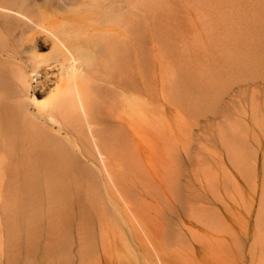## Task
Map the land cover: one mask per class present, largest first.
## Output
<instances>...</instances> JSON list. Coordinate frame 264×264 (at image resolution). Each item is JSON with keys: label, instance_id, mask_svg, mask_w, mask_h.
Listing matches in <instances>:
<instances>
[{"label": "rangeland", "instance_id": "rangeland-1", "mask_svg": "<svg viewBox=\"0 0 264 264\" xmlns=\"http://www.w3.org/2000/svg\"><path fill=\"white\" fill-rule=\"evenodd\" d=\"M0 4L31 19L0 9V57L13 46L19 51L29 89L23 97L12 99L25 102L23 116L46 127L47 135L37 124L32 128L28 120L20 125L19 116L14 118L18 132L6 128L14 136L4 130L12 152L6 162L8 152L0 148L4 155L0 152L4 159H0V264H264V235L260 233L264 223L261 227L255 224L258 216L264 218V204L260 209L264 191V0H0ZM64 31L76 40V46L95 56L87 83L97 94L91 97L98 96L99 102L88 103L90 113L97 106L91 122L96 121L95 129L115 146L114 153L106 154L117 180L110 182L113 188L96 162L81 157L99 180L84 182V194L74 190V201L82 199L79 194L87 200L79 201L80 206L74 202L75 209L66 192H60L63 185L54 181H49L51 187L45 185L39 163L31 160L28 172L27 157L24 168L13 162L21 161L17 152L23 158L24 145L25 151L33 148L40 154L51 151L56 141L76 152L82 148L76 131L42 115L62 82L61 66L45 82V100H32L38 72L73 57ZM80 53L74 57L79 69ZM7 85L8 93L20 91L13 82ZM75 109L81 113L77 102ZM80 115L77 126L88 134ZM1 121L0 126L6 127ZM7 163H13L12 169ZM30 164L41 174L30 172ZM44 166L48 173V165ZM15 169L27 181L17 177ZM28 175L42 182H28ZM7 178L26 184L10 183ZM219 184L225 187L230 223L219 215ZM57 188L69 199V214H65L69 204L63 198L64 210L60 202H54L58 214L48 210L53 204L45 195ZM71 216L75 218L70 220ZM83 218L89 223L82 222ZM73 238L75 242L70 241Z\"/></svg>", "mask_w": 264, "mask_h": 264}, {"label": "bare ground", "instance_id": "bare-ground-1", "mask_svg": "<svg viewBox=\"0 0 264 264\" xmlns=\"http://www.w3.org/2000/svg\"><path fill=\"white\" fill-rule=\"evenodd\" d=\"M118 2L120 1V0H117ZM0 9H3V10H7V11H9V12H15V13H17L18 15H21V16H23V17H25L26 19H29V20H31L28 16H26L25 14H23L22 12H20V11H18V10H14V9H12V8H10V7H8V6H4V5H1L0 4ZM11 22V21H10ZM55 37H56V35H55ZM58 40H60V38L58 37L57 38ZM64 39L69 43V49L68 50H70V52L72 53V55H73V57H72V59L71 58H69V59H67V60H64V62H62L61 64H58V63H56V64H54L52 67H48V68H45L41 73L40 72H38L39 74H38V79H37V84H36V86H35V91H34V96H33V101L34 102H37V101H41V100H45V96L46 95H44L43 94V91L45 90V82H46V80H47V78L48 77H54V76H56V70H58V69H56V67H58L59 68V66H61V73H62V82H61V84L60 85H58V87L56 88V91H54V93H52V95H51V99H50V101L45 105V109L46 108H48L49 110L47 111V110H44L43 111V117L44 118H46V120H50V121H54L55 123H60V124H66V126L68 127V128H70V129H72V130H74V131H76L78 134H79V137H78V143H79V146H81L82 148H80V152H76L75 150H72L71 148H68V147H64L63 148V145H60V143L58 144L57 143V141H56V143L55 144H57V145H55L54 143V147L51 149V151H49V149L48 150H46V151H44V152H41V154H40V152H39V150H38V153L37 152H35V151H37V150H33V148H31V149H27V151H28V154H27V151H25L26 150V146L24 147H20L22 150H23V152H21V154L23 153V158H21V156L20 155H18V152L16 153L17 155H15L17 158H18V160L20 159L21 161H13L14 163H15V165H17V166H15V167H18L19 168V166L21 165L22 166V168H24L23 167V165H24V162H25V158L27 157V159H28V161H26V164H27V167H26V169H27V171L29 172V168H28V165H29V163H31V160H32V162L34 161V162H37V163H39V168L38 169H40V168H43V171H41V172H43V175H44V178H43V181H44V183L47 181V182H49V181H54V184L56 183H58V185H63V188H62V186H61V188L62 189H64V190H61L60 192L62 193V194H64L65 192V195H66V197L68 198V197H70L69 199H72V198H75L74 197V190L75 189H78V191H75V192H80V191H82L81 189H82V184L84 183V182H88L89 183V181L91 180V181H96V182H98V180H99V178H98V176H96L91 170H90V168L88 167V165H86V163L85 162H83L82 161V158L81 157H83V159H84V157L85 158H87L88 160L91 158V160H92V162H96L97 164H98V170H99V172L103 175V178H105V181L108 183V185H111V183L113 182V181H115V179H114V176L112 175L113 173H111V169L109 168V159L106 157V154H108L109 152H110V154H112V153H114V143H113V145H112V143H110L108 140L110 139H105L104 137H102L101 136V134L99 133V131L97 130V129H95V125H96V121H94L95 122V124H94V122L92 123L91 121H93V120H95V118L93 117L96 113H95V111L96 110H94V108H96L97 106L95 105V107L93 108V111H91V113H90V109H89V102H96V100L97 99H99L98 98V96H96L97 98H95L94 100H93V98L91 97L92 96V93H93V91L91 90L92 88H91V86H90V84H88L87 83V79H88V76L90 75V73L91 72H93L92 71V69H93V66H94V63H95V56L93 55V53L90 51V50H87V49H85V47H81V46H76V44H77V42H76V40L75 39H72L71 37H69L67 34H65V31H64ZM137 39V38H136ZM61 41V40H60ZM62 42V41H61ZM63 43V42H62ZM148 46V45H147ZM102 48V47H101ZM130 48V47H129ZM147 49V48H146ZM131 50V49H130ZM141 50V49H140ZM77 52H81L80 53V59H82V62H81V67H80V69L79 68H77V66L75 65L76 64V59L74 58L75 57V53H77ZM143 52V51H142ZM130 53V52H129ZM148 53V52H147ZM131 54V53H130ZM133 54V53H132ZM141 54V53H140ZM139 54V55H140ZM142 55V54H141ZM146 55V54H145ZM132 56V55H131ZM149 56V55H148ZM19 60H21V59H19V51L17 50V48H15V46H13L11 49H8V51L6 52V54H5V57H0V90H2V91H0V93H3L2 95L4 96V100H2V96H1V98H0V104L2 105H4L5 104V107H3V105H2V109H1V106H0V110H2V111H0V114L2 115V117H1V115H0V120H3V121H1V122H4L5 123V125H6V127H4V126H0L1 127V129H0V134L2 135V131H4V130H6V128H7V126H9V129L10 130H12L13 132H18V130H17V127H16V123H15V117H18L19 116V119H20V125H22L23 124V126H24V122L26 123V121L28 120L30 123H32V121L33 120H31L29 117H27L26 116V119H25V116H23V112L25 111V107H26V104H25V102L23 101V100H14V99H12V98H20V97H23L24 95H25V93L28 91V89H29V84H28V77L25 75V73H24V69H23V66L21 65L22 63H20L19 62ZM127 60V59H126ZM68 61H69V64H68ZM104 61V60H103ZM144 63V62H143ZM101 65H102V63H101ZM131 69V68H130ZM116 75V74H115ZM121 75V74H120ZM133 80V79H132ZM11 82H13L14 83V85H16V86H18V87H20V91H19V88L16 90L17 91V93H13V92H7L6 91V89L8 88V85L7 84H10L11 85ZM4 90V91H3ZM95 93V92H94ZM94 93H93V95H94ZM6 94V95H5ZM96 94V93H95ZM97 95V94H96ZM12 96V97H11ZM98 101V100H97ZM8 102V103H7ZM11 102H17L15 105H13L14 103H10ZM76 102L80 105V110H81V115L80 114H78V112H77V109H75V107H76ZM99 102V101H98ZM9 104L11 105V106H9ZM98 104V103H97ZM90 106H92V104L90 105ZM4 109V110H3ZM5 109L7 110V113H6V111H5ZM10 111V112H9ZM2 112V113H1ZM95 113V114H93V113ZM5 113H6V115H5ZM10 113H12L13 114V116H11L12 114H10ZM20 113V114H19ZM90 114H92V117L94 118H92V120H91V116H90ZM8 115H9V117H8ZM21 115V116H20ZM80 115V117H81V119H82V122H84L85 124H86V127H87V130H88V134H86V133H81V131H80V129L78 128V126H77V121H78V116ZM97 115V114H96ZM95 115V116H96ZM4 116V117H3ZM6 116V117H5ZM24 117V119H23V122H22V119H21V117ZM8 117V118H7ZM12 118V119H11ZM28 118V119H27ZM97 118V117H96ZM9 119H11V120H9ZM101 119V118H100ZM104 119V118H103ZM10 121V123H9V121ZM13 120V121H12ZM25 120V121H24ZM6 122H8V123H6ZM3 123V124H4ZM22 123V124H21ZM1 124V123H0ZM13 126H12V125ZM35 124H37L38 126H41V127H39L38 128V130H40V131H42V134L44 135V137L46 136V138H47V135H45L46 134V132H45V129H46V127L44 128V126H42V125H40L39 123H37V122H33L32 124H30L31 125V127L32 128H36L37 126L35 125ZM12 126V127H11ZM22 126V127H23ZM36 126V127H35ZM65 126V127H66ZM4 127V128H3ZM11 127V128H10ZM21 127V126H20ZM27 127V126H26ZM25 127V128H26ZM44 128V129H43ZM13 129H16L15 131L13 130ZM42 129V130H41ZM2 130V131H1ZM37 130V129H36ZM7 131V130H6ZM39 131V132H40ZM8 132H9V135L11 134V135H13L14 133H11L9 130L7 131V134H8ZM15 132V133H16ZM45 132V133H44ZM6 133H5V131H4V133H3V136H1L0 135V148H1V146H2V148H1V151H3V153L5 154L6 152H8V153H6V155H5V157L6 156H8V157H6V162H7V159L9 158V153L10 152H12V150L10 151V146H8L7 144H9V145H11L12 143L10 142L11 141V139H10V141L9 140H7V141H9V143L8 142H6V138L8 139V136L5 138L4 137V135H5ZM82 134V135H81ZM14 136V135H13ZM12 136V137H13ZM3 137H4V139H3ZM10 138V137H9ZM3 140L5 141V142H3ZM47 141V140H46ZM50 141V140H49ZM49 141H47L48 143H49ZM13 142H16V141H13ZM45 143V145L46 144H48V143ZM6 143V144H5ZM11 143V144H10ZM117 143V142H116ZM3 144H5V145H3ZM14 144V143H13ZM16 145H17V143H15ZM14 144V145H15ZM19 144V143H18ZM7 145V146H6ZM22 144H21V142H20V146H21ZM44 145V144H43ZM49 145V144H48ZM117 145V144H116ZM57 146V147H56ZM112 146H114V147H112ZM6 147H8V148H6ZM15 147V146H14ZM13 147V148H14ZM17 147V146H16ZM15 147V148H16ZM13 148H11V149H13ZM18 148H19V146L17 147V149H16V151L18 150ZM19 148V149H20ZM24 148V149H23ZM113 148V149H112ZM3 149V150H2ZM20 149V150H21ZM112 149V150H111ZM7 150V151H6ZM42 150V149H41ZM0 151V152H1ZM32 151V152H31ZM31 152V153H30ZM2 153V152H1ZM0 153V154H1ZM3 153H2V155H3ZM26 153V154H25ZM81 153V154H80ZM8 154V155H7ZM15 154V153H14ZM13 154V155H14ZM31 154V155H30ZM35 154V155H34ZM2 155H0V156H2ZM34 155V156H33ZM4 156V155H3ZM25 156V157H24ZM31 156V158H29ZM12 157H14V156H12ZM20 157V158H19ZM34 157V159H32ZM3 158V157H2ZM1 157H0V159H2ZM12 160H15V157L14 158H11ZM2 160H4V159H2ZM10 160V159H9ZM17 160V159H16ZM30 160V161H29ZM5 161H2V162H4V166L6 165L5 163ZM85 161V160H84ZM223 161L225 162V163H227V158H226V156L225 155H223ZM264 161V160H263ZM17 162V163H16ZM23 162V163H22ZM33 162V163H34ZM9 163V162H8ZM7 163V164H8ZM3 164V163H2ZM1 164V165H2ZM10 165V169H12V165H13V163L12 164H8V166ZM42 165H43V167H42ZM44 165H48V168H49V170H48V173H45V168L47 167V166H44ZM4 166L2 167V168H4ZM20 166V167H21ZM25 166V165H24ZM7 167V166H6ZM30 172H32V171H35V172H33L34 173V175L36 174V172H39V173H37V175H40L41 174V172H40V170H38V169H36L35 167V165H33V164H30ZM32 167H34L35 169L33 170L32 169ZM45 167V168H44ZM262 167H264V165L262 166ZM18 168H16V169H18ZM22 168H21V171H22ZM15 169V170H16ZM47 169V168H46ZM32 170V171H31ZM36 170H38V171H36ZM47 171V170H46ZM14 172V171H13ZM13 172H11V175L13 174ZM16 172L18 173V174H16L17 175V177L18 176H20V174H19V171H17L16 170ZM53 174H52V173ZM22 174L23 175H21L20 177H22L25 181H27L26 180V177H25V175H24V173L22 172ZM263 174H264V168H263ZM3 175V174H2ZM15 175V174H14ZM29 175H31V174H29ZM28 175V177L30 178H27V179H29L28 180V182L31 180V177H33V176H29ZM36 175V176H37ZM9 175H7L6 177H8ZM112 176H113V180H112ZM4 177H5V175H4ZM15 178H16V176H14ZM19 177V178H20ZM38 177V176H37ZM37 177L36 178H34V179H32L33 180V183L35 182V183H38L39 182V180H37ZM263 177H264V175H263ZM2 178V177H1ZM9 179H13L12 177H8ZM7 178V179H8ZM8 179V181L10 182V183H13V182H16V181H18V182H16V183H20V185L22 186V185H24V181L21 179V180H17V179H15V181H12V180H9ZM36 179V180H35ZM225 179V178H224ZM223 179V180H224ZM231 178H229V186L228 187H230V191L228 192V193H230V206H231V208L233 209V200H232V183H231V180H230ZM255 179V178H254ZM32 180H31V182H32ZM262 180H264V178H262ZM19 181H21V182H19ZM23 181V182H22ZM38 181V182H37ZM117 181V180H116ZM115 181V182H116ZM30 182V183H31ZM40 182H42L41 180H40ZM40 182H39V184H40ZM45 183V185L47 184H50L48 187H51L52 185H51V183L52 182H49V183ZM111 182V183H110ZM22 183V184H21ZM34 183V184H35ZM227 183H228V180H227ZM26 184V183H25ZM29 184V183H28ZM39 184H37L38 186H40ZM115 184V183H114ZM113 184V185H114ZM31 185V184H30ZM65 185H67V186H70V187H72V188H66V186ZM34 186V185H33ZM36 186V185H35ZM37 186V187H38ZM41 186H43V185H41ZM65 186V187H64ZM112 186V185H111ZM120 186V185H119ZM219 187V195H217V196H219L218 197V199H217V201H219V203H218V211H219V215H220V218L222 219V221H225V222H231V219H230V217H227V212H225V205H226V197H225V187H223V185L222 186H220V184L218 185ZM227 186V185H226ZM36 187V188H37ZM47 187V188H48ZM116 187H118V185L116 186ZM182 187H183V183H182ZM187 187V186H186ZM236 187V186H235ZM38 188H40V187H38ZM58 188H60L59 186H58ZM58 188H57V190L55 191V190H50V192H49V194L48 195H45L46 197L48 196V198L49 199H51V204H53V205H51V204H49V205H51L52 207H54L56 204L58 205V204H60L61 203V199L63 198L64 200H65V198L66 197H62L61 195V193L60 192H57V191H59L58 190ZM84 188V187H83ZM112 188H113V186H112ZM227 188V187H226ZM65 189H67V190H65ZM227 189H229V188H227ZM264 189V188H263ZM35 190V189H34ZM36 190H38V189H36ZM41 190H42V188H41ZM72 192H71V191ZM114 190V189H113ZM218 190V189H217ZM39 191V190H38ZM51 191L53 192V194L55 193V194H57V196H56V199L54 200V201H52V199H53V196L55 195H52V193H51ZM68 191H69V193H68ZM84 191V190H83ZM82 191V192H83ZM124 191V190H123ZM263 191V190H262ZM40 192V191H39ZM43 192V191H42ZM119 192V191H118ZM117 192V193H118ZM34 193V192H33ZM46 193V192H45ZM60 193V196H58V194ZM67 193H68V196H67ZM78 193H76V195L78 194ZM121 193V192H120ZM35 195H36V191H35V193H34ZM38 194V193H37ZM83 194H84V192H83ZM83 194H79V197L82 195V199H80L79 201H84L85 200V198H83ZM262 195H263V197L261 198V202H263V203H261L260 202V205L262 204H264V191H263V193H261ZM34 195V196H35ZM43 195V194H42ZM41 195V196H42ZM121 195V194H120ZM123 195V194H122ZM126 195V194H125ZM229 196V194H226V196ZM33 195H31V197H32ZM38 196V195H37ZM78 196V195H77ZM87 196V195H86ZM119 196V195H118ZM36 197V196H35ZM52 197V198H51ZM58 197H60L59 199H57ZM121 197H123V199L125 200V202H126V199L124 198V196H121ZM33 198V197H32ZM37 198V197H36ZM48 198H46V199H48ZM81 198V197H80ZM41 199V198H40ZM40 199H39V201H40ZM62 199V200H63ZM69 199H66L65 201V204L66 203H68V200ZM78 197H77V201H74L73 199H72V201H73V204H72V206H73V209H75V205H74V202H76V204L77 203H80L81 204V202H79L78 201ZM84 199V200H83ZM228 199V198H227ZM58 202H57V201ZM64 200H63V202H64ZM44 201V200H43ZM42 201V202H43ZM47 201V202H48ZM85 201H87V200H85ZM41 202V201H40ZM56 204H55V203ZM60 202V203H59ZM71 202V201H70ZM217 203V202H216ZM48 204V203H47ZM69 204V203H68ZM68 204H66V205H68ZM39 205V204H38ZM63 204L61 203L60 204V207L62 206ZM65 205V206H66ZM70 205L71 204H69V206H67L68 207V209L70 208ZM78 205V204H77ZM186 205V204H185ZM261 205V211H263L264 209L262 208L263 206ZM51 206H49V211L51 212L52 211V213H53V211H54V209L56 210L57 208L56 207H54L53 209H52V207ZM65 206H63V207H65ZM78 206H80V205H78ZM60 207H59V209H60ZM66 207V208H67ZM42 208H44V207H39V210H41V211H43L42 210ZM62 208V207H61ZM87 208V207H86ZM85 208V206H84V208H82V209H85V210H87ZM229 208V207H228ZM231 208H230V210H231ZM51 209V210H50ZM67 209V210H68ZM78 209V208H77ZM81 208H79L78 210H81V211H83ZM183 209V208H182ZM263 209V210H262ZM62 210H64L63 208H62ZM61 210V211H62ZM66 210V209H65ZM66 210V211H67ZM70 210H72V209H69L68 210V213H65V214H69V211ZM234 210V209H233ZM232 210V211H233ZM60 211V210H59ZM60 211V212H61ZM80 211V212H81ZM183 211V210H182ZM227 211V210H226ZM260 211V210H259ZM229 212H231V211H229ZM31 213V212H30ZM56 213H57V210H56ZM59 213V212H58ZM57 213V214H58ZM62 213H63V211H62ZM176 213H178V212H176ZM256 213H260V212H256ZM263 214H264V212H262ZM39 214V213H38ZM230 214V213H229ZM263 214H261V215H263ZM30 215H32V213L30 214ZM56 215V214H55ZM71 215V214H70ZM177 215L178 214H176V217H177ZM231 215V214H230ZM28 216H29V213H28ZM39 216V215H38ZM41 217H43L42 215H40ZM40 216L38 217V218H40ZM52 216V215H51ZM53 216H54V214H53ZM52 216V217H53ZM74 216H75V214H74ZM77 216H78V214H77ZM264 216V215H263ZM30 217V216H29ZM178 217H179V215H178ZM28 218V217H27ZM73 218H75V217H73ZM72 218V216H71V218H70V220L71 219H73ZM263 217H261V219H262ZM32 219V218H31ZM30 218H29V220H31ZM84 219L85 218H83V221L82 222H87V223H89L88 222V216H87V219H85V221H84ZM259 219V220H258ZM258 219H255L256 220V222H255V224H259L261 221V223L258 225H256L257 227H261V225H263L262 223H264L263 222V219L261 220L260 219V216H258ZM26 220H28V219H26ZM87 220V221H86ZM259 222H258V221ZM69 221V220H68ZM78 222V221H77ZM82 222H80V223H82ZM94 222V221H93ZM32 223V222H31ZM61 223H63L62 221H61ZM84 223H82L81 224V226L82 225H84ZM64 224V223H63ZM77 224V223H76ZM225 224V223H224ZM227 224V223H226ZM30 225H33V224H30ZM62 225V224H61ZM87 225V227H88V224H86ZM34 226V225H33ZM40 226V225H39ZM221 226V225H220ZM229 226H231V225H229ZM27 227H30V226H27ZM32 227V226H31ZM30 227V228H31ZM63 227V226H62ZM84 226H82V228H83ZM222 227V226H221ZM256 227V228H257ZM262 227H264V225L262 226ZM262 227H261V231L260 230H258V231H260V233H262V235H264L263 234V229H262ZM68 228H69V224H68ZM72 228V227H71ZM231 228V227H230ZM255 228V229H256ZM29 229V228H28ZM61 229H63V228H61ZM70 229V228H69ZM84 229H86V232L88 231L87 230V228H85L84 227ZM89 229V228H88ZM250 229V228H249ZM257 229H260V228H257ZM92 230V229H91ZM69 231V230H68ZM70 231H72V230H70ZM93 233L95 232V227L93 228ZM222 231H223V229H222ZM249 231H251V230H249ZM257 231V230H256ZM256 231H252L253 233L254 232H256ZM258 231H257V233H258ZM54 232V231H53ZM86 232H84V233H86ZM225 232V231H224ZM79 233V232H78ZM83 233V232H82ZM227 233V232H226ZM251 233V232H250ZM69 234H70V232H69ZM68 234V235H69ZM72 234V233H71ZM256 234V233H255ZM79 235H81V234H79ZM84 235V234H83ZM229 235V234H228ZM78 236V235H77ZM87 236V235H86ZM253 237V236H252ZM256 237V236H255ZM93 238H95V237H93ZM77 239H79V238H77ZM253 239V238H252ZM74 240V238L73 239H70V241H72V242H75V241H73ZM242 240V239H241ZM248 240V239H247ZM249 240H251V238L249 239ZM78 241H80V240H78ZM82 241H86L87 242V240H84L83 238H82ZM96 241V240H95ZM253 241V240H252ZM71 242V243H72ZM226 242V241H225ZM241 242V241H240ZM245 242V241H244ZM70 243V244H71ZM243 243V242H242ZM241 243V244H242ZM252 243V242H251ZM255 243V241L253 242V245H255L254 244ZM258 243V242H257ZM85 245H86V243H84ZM221 244V243H220ZM244 244V243H243ZM72 245V244H71ZM85 245H83V250H84V246ZM257 245V244H256ZM262 245H264V243H262ZM223 246H225V245H223ZM245 246V245H244ZM74 247V246H73ZM82 247V246H81ZM86 247V246H85ZM250 247H251V245H250ZM254 247V249H253V251L256 249L257 250V248H255V246H253ZM257 247V246H256ZM261 247V246H260ZM80 248V247H79ZM91 248V247H90ZM89 248V249H90ZM73 249V248H72ZM81 249V248H80ZM80 249H78V250H80ZM263 249H264V247H263ZM260 250H262L261 248H260ZM85 251H87V250H85ZM250 251H252L251 250V248H250ZM264 251V250H263ZM249 252V251H248ZM250 253V252H249ZM249 253H247V254H249ZM250 254H252V253H250ZM222 255V254H221ZM253 255H255V254H253ZM252 255V256H253ZM249 257V259L250 258H252V260H253V257L252 256H250V255H248ZM247 257V256H246ZM264 257V256H263ZM254 258H255V256H254ZM261 258V257H260ZM247 259V258H246ZM160 260H161V258H160ZM222 260V259H221ZM263 260H264V258H263ZM262 260V261H263ZM253 261H250V263H252ZM264 262V261H263ZM254 263V262H253ZM260 263V262H259ZM223 264H224V262H223Z\"/></svg>", "mask_w": 264, "mask_h": 264}]
</instances>
